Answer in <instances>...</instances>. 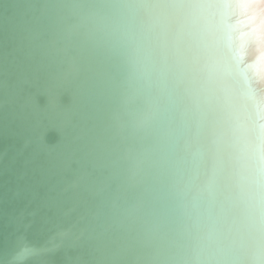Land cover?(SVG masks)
Segmentation results:
<instances>
[{
    "label": "bare ground",
    "instance_id": "bare-ground-1",
    "mask_svg": "<svg viewBox=\"0 0 264 264\" xmlns=\"http://www.w3.org/2000/svg\"><path fill=\"white\" fill-rule=\"evenodd\" d=\"M1 1L8 264H264L259 0Z\"/></svg>",
    "mask_w": 264,
    "mask_h": 264
},
{
    "label": "water",
    "instance_id": "water-1",
    "mask_svg": "<svg viewBox=\"0 0 264 264\" xmlns=\"http://www.w3.org/2000/svg\"><path fill=\"white\" fill-rule=\"evenodd\" d=\"M1 2L2 1L0 0V3ZM17 126H18L17 123L12 122L11 118L5 116L4 112L2 113L0 112V158L4 153L5 154L7 153L3 162H2V158L0 160V258L2 262V263L0 262V264H8L11 258L7 256L9 258L8 259L7 257H4V255L8 253V251L12 249V247L14 246L16 240L15 238L18 237V235H22V233L24 232V226L16 225L15 228V226L13 227V224L10 223L13 214L19 212L20 205L25 203V201L22 200L21 196H20L21 198L18 197L20 198V200L17 197H15L12 193V190L10 191L7 190L8 184H11L12 186V182L8 183V181H10L9 180L10 174L8 169H6L7 167H5L6 164H8L9 166L11 165L10 159L13 160V154H12L14 153L13 150L15 146L17 147L20 146L21 142H19L20 138L18 136L13 137L11 136V134L7 133V131L5 132L4 130L1 129V127H11L13 131L16 132ZM56 137H57L56 132L51 130L45 134L44 141L46 144L50 145L55 142ZM19 167H21L20 159L17 162V164L14 166V169L15 168L18 169ZM30 208H33V206L30 205V207L27 208V210ZM25 213L26 214L23 220L27 221V219L30 218V216L28 215L26 210ZM13 229H15L14 232ZM24 235H25V239L29 241L31 237L30 234L28 235V233L25 232ZM10 243H12V245ZM62 251L63 250L61 249L57 250L53 256L60 254ZM51 255L52 254H48L46 255V257ZM36 262L37 261L34 260H28L25 263L21 262L18 264H36Z\"/></svg>",
    "mask_w": 264,
    "mask_h": 264
},
{
    "label": "snow or ice",
    "instance_id": "snow-or-ice-1",
    "mask_svg": "<svg viewBox=\"0 0 264 264\" xmlns=\"http://www.w3.org/2000/svg\"><path fill=\"white\" fill-rule=\"evenodd\" d=\"M249 6H256L259 8L258 18L260 19L261 26L264 27V0H259L258 5H249ZM254 19L257 18L256 16L253 17Z\"/></svg>",
    "mask_w": 264,
    "mask_h": 264
}]
</instances>
